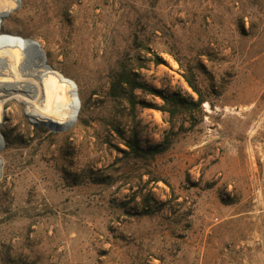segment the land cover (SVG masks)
<instances>
[{"label":"rangeland","instance_id":"374dc122","mask_svg":"<svg viewBox=\"0 0 264 264\" xmlns=\"http://www.w3.org/2000/svg\"><path fill=\"white\" fill-rule=\"evenodd\" d=\"M2 26L81 108L53 131L5 103L6 152L40 169L0 185V264H264V0H20ZM180 62L206 101L172 117L163 95L199 97Z\"/></svg>","mask_w":264,"mask_h":264},{"label":"bare ground","instance_id":"6f19581e","mask_svg":"<svg viewBox=\"0 0 264 264\" xmlns=\"http://www.w3.org/2000/svg\"><path fill=\"white\" fill-rule=\"evenodd\" d=\"M15 3L16 0H0V12L12 9ZM11 99L25 104L31 121L50 126L67 124L79 104L81 108L76 82L51 65L47 67L41 53L33 50V39L3 29L1 21L0 185H5L6 190L20 176L40 169L35 163L31 165L30 158L18 160L5 150L8 146L4 131V118L8 115L5 103Z\"/></svg>","mask_w":264,"mask_h":264},{"label":"trees","instance_id":"16d2710c","mask_svg":"<svg viewBox=\"0 0 264 264\" xmlns=\"http://www.w3.org/2000/svg\"><path fill=\"white\" fill-rule=\"evenodd\" d=\"M180 65L184 70L183 76L199 97L196 101H190L178 93L173 95H163L165 103L170 106L168 108L166 107L165 110L170 112L172 117L175 116L179 110H185L192 114L193 108L201 107V105L206 101L203 93L198 87V78L193 65L188 64L184 67L182 62H180ZM136 88H145V85L136 79V75L132 67H129V65L121 62L118 69H116L111 75L109 85L110 95L114 98H127L131 103L132 110H134L136 104L134 90ZM127 144L131 149L135 148L142 154L150 153L158 149V146L154 148L143 149L137 144V142L132 144L128 142Z\"/></svg>","mask_w":264,"mask_h":264},{"label":"water","instance_id":"95a60500","mask_svg":"<svg viewBox=\"0 0 264 264\" xmlns=\"http://www.w3.org/2000/svg\"><path fill=\"white\" fill-rule=\"evenodd\" d=\"M16 1H17V4L19 5L20 0H16ZM11 11H12V9L6 10L4 12H0V23L5 17H7L11 13ZM33 50L36 51L37 53H41L44 64L47 67H49L50 65L47 64V62H46L47 57H46V54H45L43 48L41 47L40 43L34 39H33ZM76 93H77V90H76ZM79 110H80V104L78 105V109H77L75 116L67 124H63V125L57 124L55 126H50V125H47V126L53 131H64V130L68 129L69 127H71L77 121L78 115H79Z\"/></svg>","mask_w":264,"mask_h":264}]
</instances>
